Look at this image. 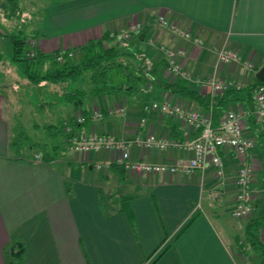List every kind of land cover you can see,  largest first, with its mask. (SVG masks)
Returning <instances> with one entry per match:
<instances>
[{
	"label": "crops",
	"instance_id": "0c3cea01",
	"mask_svg": "<svg viewBox=\"0 0 264 264\" xmlns=\"http://www.w3.org/2000/svg\"><path fill=\"white\" fill-rule=\"evenodd\" d=\"M48 4L45 24L38 38H32L30 51L70 53L81 62L83 47L138 22L143 30L132 38L131 49L158 66L162 77L150 84L151 92L93 97L85 123L78 126L70 124L74 113L65 107V124L74 138L95 134L128 141L148 135L179 142L196 139L198 133L181 120L149 109L154 102L170 99L200 113L210 110L208 88L189 82L209 105L165 88V83L183 78L168 76L160 47L184 49L186 57L178 59L184 71L236 85L215 98L213 125L218 127L228 111L243 112L245 137L255 144L249 161L255 166L251 187L254 193L263 188L264 134L255 122L252 89L261 85L258 73L264 68V0H48ZM160 17L190 31L202 44L172 34L159 23ZM223 48L238 51L240 61L220 64ZM11 61L12 57L7 62ZM4 70L9 74L10 68ZM19 72L27 84L24 67ZM3 83L0 78V86ZM7 89L0 87V264H11L9 250L20 243L22 264H151L146 259L153 254L161 255L155 264H247L245 253L252 264L260 262L249 247L240 248L248 221L233 216L241 164L231 149L221 153L223 177L213 167L204 173L137 175L116 162L117 153L83 157L72 151L69 141L58 154L51 148L14 152L8 107L14 93L11 88L9 99ZM120 106L125 112L116 114ZM97 111L102 118H94ZM191 156L180 149L146 150L139 145L132 151L133 160L154 164Z\"/></svg>",
	"mask_w": 264,
	"mask_h": 264
},
{
	"label": "trees",
	"instance_id": "16d2710c",
	"mask_svg": "<svg viewBox=\"0 0 264 264\" xmlns=\"http://www.w3.org/2000/svg\"><path fill=\"white\" fill-rule=\"evenodd\" d=\"M0 1V8L6 12L8 17H20L23 13L19 0ZM9 36L13 44L12 62L23 63L25 67L24 74L27 84L24 85H28L29 91L32 89L31 93L34 92V87L40 90L46 89L49 91L50 99H53L52 103L39 102V107L63 105V109L61 107L60 110H63L64 114L68 112L67 107L71 108L74 113L70 121L72 126H78V116L85 115L87 105L93 97L117 93L128 96L138 95L147 92L148 85L162 81L158 66L151 64L146 56L137 54L131 49L132 40L119 39L116 41V38H111L110 34H107L101 40L83 47V60L76 62L70 53L62 55L60 52L45 54L35 50V56L31 58L29 55V46L32 42H29L30 38L23 34L22 30L18 34ZM60 55L63 57L62 61H58ZM165 84V88L173 94L199 99L205 105L210 104L207 99L198 96L186 80ZM260 84L264 85L262 82ZM48 88L53 89L48 90ZM46 111L52 115L54 113L50 110ZM47 119L50 118L47 117ZM51 122L43 127L35 124L34 128L44 132L47 137L45 144L41 140L35 143L39 148L46 150L51 148V151L58 154L73 140L75 135L68 132L69 126L65 124V120L56 124ZM23 143L22 138L18 137L12 140L11 146L16 147L20 153L27 149ZM262 187L252 202L253 216L245 219L248 224L240 245L244 251L249 247L251 254L260 258L258 264H264V185ZM23 252L24 247L21 243L12 247L9 250L11 264H22ZM243 255L246 260H249L247 264H252L250 254ZM159 256L161 257V255L153 254L146 261L155 264Z\"/></svg>",
	"mask_w": 264,
	"mask_h": 264
},
{
	"label": "built area",
	"instance_id": "2783aa9c",
	"mask_svg": "<svg viewBox=\"0 0 264 264\" xmlns=\"http://www.w3.org/2000/svg\"><path fill=\"white\" fill-rule=\"evenodd\" d=\"M159 23L172 34L179 35L189 42L201 45L199 38L193 37L190 31L183 30L178 24L170 22L165 17L159 18ZM143 30V25L138 22L132 23L127 29L120 32H112L111 38H121L132 40V38ZM160 51L165 55L167 61V74L169 77H182L190 83L210 89L211 107L210 110L200 113L188 104H175L170 99L162 102H154L149 109L157 111L162 115L181 120L182 123L191 128L198 136L194 140L184 142L173 141L165 137H155L148 135L146 138L137 136L135 140H118L108 135L91 134L83 137L73 138L72 151L83 157L92 153H117L116 162L122 166L125 171L137 175H176L192 174L195 172L204 173L210 167H213L218 177H223L225 164L221 157L222 151L231 149L240 161L241 167L236 177L237 195L233 216L238 220L249 219L254 214L252 202L256 194L252 190V180L255 176V166L249 161L252 159L251 151L254 148V141L245 137L244 115L241 111H228L221 119L218 127H214L212 120L213 102L217 96L222 95L234 88L236 85L232 82H225L217 77L202 78L196 77L184 71L178 59L186 57L187 52L184 49H172L161 46ZM30 57L33 58L35 53L30 51ZM63 55V54H62ZM60 55L58 61H62ZM71 56V54H70ZM218 61L222 65L238 63L240 56L238 51L223 48L218 53ZM245 65L253 68L251 62ZM152 87L148 85L147 92H151ZM253 99L256 104L255 122L260 131L264 134V85H257L252 89ZM125 108L120 106L115 110L116 114H122ZM103 114L99 111L94 113V118H102ZM83 116H78L77 122L85 123ZM146 122L142 120V125ZM134 145H139L146 150H167L169 148L180 149L192 154L186 159L176 160L170 164H154L146 161H135L132 158ZM40 160V156L36 155Z\"/></svg>",
	"mask_w": 264,
	"mask_h": 264
},
{
	"label": "rangeland",
	"instance_id": "374dc122",
	"mask_svg": "<svg viewBox=\"0 0 264 264\" xmlns=\"http://www.w3.org/2000/svg\"><path fill=\"white\" fill-rule=\"evenodd\" d=\"M19 6L23 9V13H21L20 17L13 16L12 18L8 17L6 12L0 8V54L3 58V60L0 61V78L4 81L0 87L10 88L7 89V91L5 90V95L9 99L11 96V88V91L14 93L12 94L13 100H10V104L8 103L11 119L13 118L12 140L21 137L24 142L23 144L27 147L26 151L35 152L43 150L40 149L35 142L41 140L45 144L47 137L44 132L37 131L36 128H34V124L43 127L45 124H50L52 119V122L56 124L64 120L66 115H64L63 110H60L63 105L59 107L50 105L39 107V102L41 101L44 102L42 104L53 102V99H50L48 95L49 91L34 87V92L31 93L32 89L29 91V88L24 86L22 82L23 76L19 74L20 69L24 67L23 63L17 64L12 61L11 63L7 62L12 57L13 48L12 40L9 35L18 34L20 30H22L23 34H26L30 38L29 42L32 41L33 37L38 38L41 32L40 29L43 27L42 25L46 15L45 12L49 4L48 0H19ZM74 61H77V59L75 58ZM3 67L7 70L10 68L9 74L5 72ZM14 79L19 83L15 85ZM61 109H63V107ZM46 110L53 111V115ZM46 116L50 119H47ZM12 150L14 152L18 151L14 146H12Z\"/></svg>",
	"mask_w": 264,
	"mask_h": 264
},
{
	"label": "water",
	"instance_id": "95a60500",
	"mask_svg": "<svg viewBox=\"0 0 264 264\" xmlns=\"http://www.w3.org/2000/svg\"><path fill=\"white\" fill-rule=\"evenodd\" d=\"M258 78L264 82V68L258 73Z\"/></svg>",
	"mask_w": 264,
	"mask_h": 264
}]
</instances>
